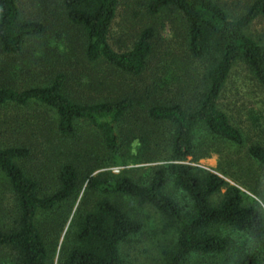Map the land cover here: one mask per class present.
Masks as SVG:
<instances>
[{"label":"trees","instance_id":"obj_1","mask_svg":"<svg viewBox=\"0 0 264 264\" xmlns=\"http://www.w3.org/2000/svg\"><path fill=\"white\" fill-rule=\"evenodd\" d=\"M118 5L119 0H62L61 13L80 36L82 58L87 64H105L121 75L138 78L147 70L158 31L153 21L139 31L129 50L113 51L108 36ZM143 9L153 20L164 12L173 17L184 37L187 60L177 63L184 67L196 64L199 72H194L190 90L181 97L155 103L147 110L152 123L166 125L171 131L168 164L154 169L148 183L137 184L122 175L83 179L87 191L103 198L77 216L73 244L63 253L62 264H126L120 245L138 235L142 224L113 201L118 198L148 205L163 218V230L175 234L173 245L161 252L159 264H183L191 255L223 254L230 241L221 236L220 229L244 233L255 242L264 239L260 208L244 206L239 189L228 186L218 175L185 164L196 155L194 138L198 131L233 145L243 144L241 132L219 109V100L239 63L264 89V44H257L246 34L256 19L264 17V0H255L234 19L212 0H145ZM44 33L40 22L24 17L16 0H0V54L20 56L27 41ZM65 81L59 74L46 86L23 91L0 87V108H47L54 113L57 132L63 138L75 134L77 122H86L99 133L105 148L114 152L119 148L115 126L135 108L134 97L82 103L65 94ZM42 128L38 127L45 130ZM247 152L264 168V146H250ZM29 156L24 147L0 148V201L7 194L13 201L8 211L0 206V264H47L48 250L37 217L54 211L82 188L77 170L65 165L59 170L56 191L40 196L38 184L19 165ZM169 180L185 194L188 207L179 206L164 192ZM222 190L221 200L212 203ZM234 264L260 262L254 254L243 253Z\"/></svg>","mask_w":264,"mask_h":264},{"label":"rangeland","instance_id":"obj_2","mask_svg":"<svg viewBox=\"0 0 264 264\" xmlns=\"http://www.w3.org/2000/svg\"><path fill=\"white\" fill-rule=\"evenodd\" d=\"M230 18L244 12L255 0H212ZM28 20L40 22L45 33L23 46L20 56L0 54V87L23 91L48 85L57 75H64L65 94L79 102L98 103L119 96L135 99V108L115 126L119 148L108 151L98 132L86 122L75 124V134L60 137L55 115L39 105L0 108V148L24 147L30 152L19 163L27 177L39 187L40 196L57 189L59 170L73 166L82 181L81 191L54 211L37 217L47 250V264H62L63 253L71 248L77 216L90 210L103 196L86 190V177L106 178L122 175L137 184L148 183L157 167L168 164L170 128L154 124L147 117L148 108L160 102L181 97L195 80V65L186 62L184 37L173 17L167 12L156 19L145 15V0H119L116 17L108 36L113 51L129 50L139 31L155 21L158 38L147 70L138 78L124 76L105 64L90 65L82 58V40L61 13L62 0H16ZM247 36L264 44V17L256 19L247 29ZM185 64V63H183ZM187 68V69H185ZM232 126L243 137L241 146L212 138L204 131L195 134L196 155L185 164L221 177L228 186H235L243 197L244 206L258 207L264 213V168L248 156V148L264 146V89L247 68L239 63L231 71L219 100ZM44 126L41 131L38 127ZM42 128V129H43ZM164 192L179 206L188 207L189 200L169 180ZM225 190L212 198L221 200ZM112 200V199H111ZM123 210L142 224L141 232L120 245L126 264H159L161 252L173 245L175 234L163 230V218L148 205L140 206L129 198L113 199ZM12 198L7 194L0 201L8 211ZM230 246L220 255H191L183 264H234L243 253L254 254L264 264V239L255 242L244 233L220 229Z\"/></svg>","mask_w":264,"mask_h":264}]
</instances>
